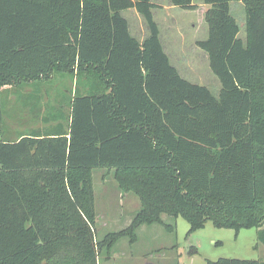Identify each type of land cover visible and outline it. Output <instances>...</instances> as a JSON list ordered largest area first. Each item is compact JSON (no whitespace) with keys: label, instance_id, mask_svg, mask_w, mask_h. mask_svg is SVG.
I'll use <instances>...</instances> for the list:
<instances>
[{"label":"trees","instance_id":"obj_1","mask_svg":"<svg viewBox=\"0 0 264 264\" xmlns=\"http://www.w3.org/2000/svg\"><path fill=\"white\" fill-rule=\"evenodd\" d=\"M233 1L244 7L243 36ZM202 2L207 36L196 45L218 96L170 62L151 0H0V124L7 85L31 84L24 105L39 104L43 81L74 77L58 93L67 111L44 104L43 126L13 140L0 128V264H98L121 238L136 242L142 224L172 231L162 214L183 216L188 233L207 221L254 227L264 246V0ZM128 8L144 21L142 41L121 13ZM94 169L112 171L139 201L129 226L100 239Z\"/></svg>","mask_w":264,"mask_h":264},{"label":"rangeland","instance_id":"obj_2","mask_svg":"<svg viewBox=\"0 0 264 264\" xmlns=\"http://www.w3.org/2000/svg\"><path fill=\"white\" fill-rule=\"evenodd\" d=\"M198 1L201 0H192L194 4ZM230 7L232 16H234L240 26V35L243 36V4L233 1L230 3ZM177 11L173 19L175 41L169 43L164 39L165 49L171 58H179L176 61L173 59V62L178 66L184 78L192 83L207 86L215 96H218L220 89L219 80L211 72L208 60L199 57L195 53L196 43L194 41L198 36L199 38L202 36V30L198 27L195 31H192L190 18L181 16V13ZM124 14L128 18L131 32L136 38L139 37L138 21L134 17H130L129 12H124ZM171 25L172 22L162 23V32L164 31L166 34L163 27L169 28L170 31V28L173 27ZM204 27L206 29V25ZM164 33L163 38L166 36ZM195 34H197V37ZM206 36L207 33L204 34L203 38L205 39ZM200 50L203 51L202 49ZM182 56L186 60H181L180 57ZM54 77L43 81V87L48 90V96L42 95V100L39 104L36 100H33L24 105V95L27 96L26 94L34 89L27 82L17 88L9 85L3 88L2 95L5 105L0 128L5 139L13 140L30 129L42 127L40 119L44 114L43 105L46 103L49 113H54L60 109L67 111V109H62L60 106L62 95L60 96L58 93L67 92L74 85V77L69 73H60ZM33 103L34 105H40V108L38 110L34 109L32 107ZM106 170L94 169L92 174L95 208H102L103 193L107 190L111 198L107 204L103 205V208L110 206L111 211L114 213L111 215L112 218H108L107 221H105V218H101L96 222L95 235L98 239L108 232L121 230L125 218V215L121 216L122 214L118 213L121 203L114 196V190L117 185L113 173L106 172L103 175L104 178H101L102 172ZM110 193H114L115 200ZM129 195L136 201V211L139 208V201L133 194L129 193ZM124 201L130 203L131 197L126 198ZM123 208L127 212V209ZM164 222L171 224L173 230L169 231L159 224L144 225L137 233L136 242L130 244L127 238H121L112 248L109 255L103 251L98 256V264H207L206 260H216L218 258L249 259L264 263V246L258 241L257 229L254 227L242 228L236 232L232 228L216 227L211 221H207L203 227L188 233L190 225L181 215L176 218L167 216L164 218Z\"/></svg>","mask_w":264,"mask_h":264},{"label":"crops","instance_id":"obj_3","mask_svg":"<svg viewBox=\"0 0 264 264\" xmlns=\"http://www.w3.org/2000/svg\"><path fill=\"white\" fill-rule=\"evenodd\" d=\"M151 2L155 5V7L152 8V12H153L154 19L158 23V26H159V37H160V40H161L162 45L164 47V50H165L166 54L168 55L170 62L180 72L178 66L173 62V59L176 61L179 58H177V59L176 58H171L170 54L165 49L163 40L165 39L169 43H172V42L175 41V37H174V33H173V29H174V26H173L174 21H173V19H174L175 12L177 10H179L177 12H180L181 16H184V17L186 16V17L190 18L189 21H190V27H192V31H195L198 27L201 28L202 36L200 38L198 36V38L195 39L194 43H196V41H198V40L204 39L203 38L204 34L207 33V25H206V22L204 20V13H205V11H206L208 6L205 3H203L202 0H201V1H198L195 4L196 5L195 9H193V10H184V9L178 8L177 6L171 5L168 0H151ZM124 12H129L130 17H132V18L134 17L138 21V26H139V32L138 33H139L140 36L137 37V39L139 41H142L143 38L147 35L146 27L144 25V21H143L142 17L139 15V13L134 8H128V9L122 10L121 11L122 15L124 14ZM126 19L128 20V18H126ZM164 22H166V23L172 22L171 26H173V27L170 28V31H169V28L166 29L165 27H163L165 32H166V34L164 33V31L162 32V27H161L162 23H164ZM204 25H206V29H205ZM129 28H130V24H129ZM130 31H131V28H130ZM163 33H164V35H166L165 38H163ZM132 35H133V33H132ZM195 35L197 37V34H195ZM195 53L198 54L199 57H202L203 59L208 60L207 54L204 53L203 51H201L197 45L195 47ZM182 57H180L181 60H186V58H184V56H182ZM190 62H191V60H190ZM180 74L184 77V75L181 72H180ZM106 172H110L111 173L112 171H109V170L103 171L102 175H101V178L103 177V175L106 174ZM114 193L113 194H114L115 198L117 197L119 199V202L121 203V206L118 209L119 210L118 213L122 214L121 216L125 215V218L123 220V228H122V229H124V228H126L127 226L130 225V223H131V221L133 219L134 212H135V209L137 207L136 201L134 200V198L132 196L129 195V193H122L117 188L114 190ZM113 194H111V196L114 198ZM130 197H131L130 203L124 201L126 198H130ZM110 198L111 197L109 196L107 190L104 191L103 197H102V208L101 207H100V209H98V207H97V209L95 208L97 221H99L101 218H105L106 219L105 221H107L108 218H112L111 215H113L114 213L111 211V207L110 206H106L105 207L106 209L103 208V205L105 203L107 204V202L110 200ZM113 198H112V200H113ZM115 198H114V200H115ZM122 203H123V206H122ZM123 207H125L127 209V212L124 211ZM166 217H167L166 214H162L161 215V218L163 220ZM144 225H146V224H142V225L138 226V228L136 229V234L138 233L139 229L142 228ZM151 225H153V224H151ZM115 244H114V246H115Z\"/></svg>","mask_w":264,"mask_h":264}]
</instances>
